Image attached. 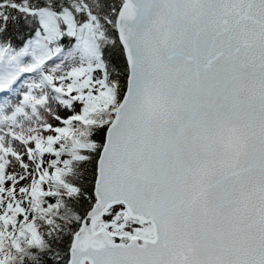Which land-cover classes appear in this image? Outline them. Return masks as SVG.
<instances>
[{"label": "snow or ice", "instance_id": "obj_1", "mask_svg": "<svg viewBox=\"0 0 264 264\" xmlns=\"http://www.w3.org/2000/svg\"><path fill=\"white\" fill-rule=\"evenodd\" d=\"M0 264H264V0H0Z\"/></svg>", "mask_w": 264, "mask_h": 264}]
</instances>
